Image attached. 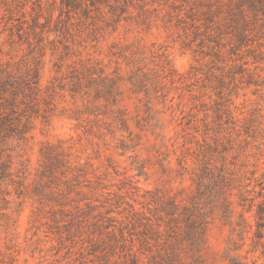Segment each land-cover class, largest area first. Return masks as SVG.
Instances as JSON below:
<instances>
[{
	"label": "rangeland",
	"instance_id": "1",
	"mask_svg": "<svg viewBox=\"0 0 264 264\" xmlns=\"http://www.w3.org/2000/svg\"><path fill=\"white\" fill-rule=\"evenodd\" d=\"M0 264H264V0H0Z\"/></svg>",
	"mask_w": 264,
	"mask_h": 264
}]
</instances>
